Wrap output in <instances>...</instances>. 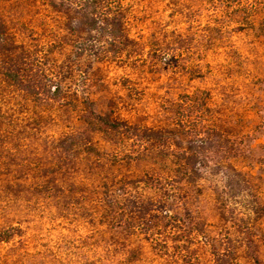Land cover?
<instances>
[{
	"label": "rangeland",
	"instance_id": "1",
	"mask_svg": "<svg viewBox=\"0 0 264 264\" xmlns=\"http://www.w3.org/2000/svg\"><path fill=\"white\" fill-rule=\"evenodd\" d=\"M60 1L71 2L0 0L12 33L7 44L23 56L16 63L39 91L73 79L71 89L101 111L115 99L122 123L101 131L80 110L52 106L0 78V153L8 167L0 223L14 233L0 240V264H264V159H255L264 145V35L243 20L250 0L222 13L220 0H126L139 11L132 33L149 36L132 58L144 68L54 48L50 42L69 32ZM97 73L108 87L93 94L89 78ZM206 92L209 111L198 109L204 123L248 132L244 150L254 158L251 165L200 160L192 165L198 177L179 181L182 162L170 153L201 123L185 121L182 131L178 104H194L182 95ZM69 136L87 148L66 151L70 165H56V144ZM116 179L124 181L117 191L123 217L110 227L102 202Z\"/></svg>",
	"mask_w": 264,
	"mask_h": 264
},
{
	"label": "trees",
	"instance_id": "2",
	"mask_svg": "<svg viewBox=\"0 0 264 264\" xmlns=\"http://www.w3.org/2000/svg\"><path fill=\"white\" fill-rule=\"evenodd\" d=\"M70 1L71 2L66 1V3L63 1L59 2L62 6L61 8H63L60 10L68 16L69 22L66 25V29L69 30V32L67 31V33L57 41L52 40L50 42L54 48L62 50L65 46H71V49L75 50V55L77 56L87 55L93 56L97 61L107 63L119 61L127 64L129 63L135 67H145L147 63L144 61L136 64H134L136 61L132 62V60H134L132 59L133 56H139L136 54H140V50H143L138 41H141V38L146 39L149 37L140 35V33L134 36L135 33H132L134 27H136V19L138 20L139 18L136 12L139 11L132 9L126 0ZM244 1L245 0H220L221 7H219V11L222 13L225 7H232V4L236 2L242 3ZM247 4H249L248 17L243 18L246 22V26L255 28L259 33L264 35V0L260 2L259 0H250ZM10 34L12 33L8 31V24H6L4 18L0 17V54L2 55L0 58L1 79L23 85L27 94H30L40 101H47L52 106H66L80 110L83 122L93 124L101 131H107L121 126L122 120L117 116L119 105L115 99L111 101L112 106L109 110L101 111L91 97L79 94L77 89H71L73 79H69V84L68 81L63 84L61 79V84L56 83L55 85L48 86L44 92L39 91L32 82L33 80L27 78L29 75H27L16 63L17 59H21L23 56L14 53L15 51L13 50L15 48L13 49V45L11 46L13 43L12 40H10L11 43L7 44V41L11 38ZM150 36L156 37L154 33L150 34ZM136 37H138V39ZM12 39H14L13 36ZM153 48L155 52L158 50L157 47ZM35 80L34 78V82ZM128 80L129 77L127 76L124 81ZM89 84H91L90 93L93 94H96L98 90H103L108 87L106 75L104 76L98 73L94 78H89ZM208 94L206 92L205 97H200L196 93H192V95L185 94L182 96H185L187 100L193 101L194 104H178L182 107L180 114L184 117L183 119L182 117L178 118V125L183 127L182 131L184 130L185 121L190 122L195 119L198 125L201 123L200 129L195 128L193 132L191 131L187 134L186 146H181L178 151H172L170 153L171 157L177 158L176 161L182 162L180 167L176 169L179 175V181L186 180L188 177L189 179L195 178V176L198 177L195 175L197 168L192 165L197 164L200 160V165H235L242 159H245L248 164H252L254 157L246 154L244 150L245 147L248 146V143H246L250 135L248 132L245 133L242 131L241 133H233L230 135V132L225 129V126L218 123L215 119H212L210 124L204 123L203 113H199L198 109L204 107L203 109L205 111H209V107L206 105L207 103L204 99L209 98ZM179 98L180 101H183L182 97ZM189 114H191V116ZM188 118H190V120ZM0 134H2V132H0ZM200 134L206 135V137H201ZM70 137L71 136L63 137V140L68 141L70 139L73 141L74 138L72 139ZM63 140L56 144L60 152L57 157L56 165L60 166L70 165L72 162V160H68L65 155H62L63 153H66L68 150L73 153L75 148L79 150H85V148H87L86 144L84 145L83 142L77 139L73 141L74 145H71V143L68 144ZM198 140L200 143H198ZM208 149L211 151L208 152ZM0 154H2L0 155L1 180V178H3L1 174H4L8 167L4 164L7 162V155L3 153ZM260 155L261 157H255V159H264V145ZM249 159L250 161H248ZM24 164H28V161ZM4 182L2 188L7 190L9 188V183L6 180ZM123 182L120 179H116L112 181V183L106 185L105 200L102 204L107 216L105 223L110 227L121 226L122 224L123 209L117 198L119 195L117 191H120L123 187ZM230 183L231 191H235L239 196L244 193V187L240 186L239 182H237V184L233 181ZM212 186L214 190L217 191V187L214 185ZM4 208V205H0V211ZM134 213V209H131L130 218L134 220L133 222L138 218ZM13 234V227L10 226L6 228L0 223V240H7Z\"/></svg>",
	"mask_w": 264,
	"mask_h": 264
}]
</instances>
